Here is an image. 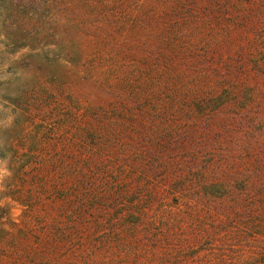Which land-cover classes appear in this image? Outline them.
I'll list each match as a JSON object with an SVG mask.
<instances>
[{"label":"trees","instance_id":"16d2710c","mask_svg":"<svg viewBox=\"0 0 264 264\" xmlns=\"http://www.w3.org/2000/svg\"><path fill=\"white\" fill-rule=\"evenodd\" d=\"M59 1L66 2L46 0L40 7L29 0V21L53 25ZM87 5L118 8L127 47L136 40L139 61L137 71L118 72L112 89L123 87L127 95L111 101L100 93L101 82L122 60L110 53L92 66L93 117L112 109L139 122L131 138L146 149L132 165V179L106 166L98 171L91 159L93 172L73 169L83 184L74 212L81 234L92 227L99 246L137 262L146 246L152 264H264V0ZM130 9L137 13L128 16V30L121 15ZM32 31L35 38L56 36L41 26ZM261 90L257 100L253 93ZM101 128L99 135L115 129ZM118 129L131 134L128 125Z\"/></svg>","mask_w":264,"mask_h":264},{"label":"rangeland","instance_id":"374dc122","mask_svg":"<svg viewBox=\"0 0 264 264\" xmlns=\"http://www.w3.org/2000/svg\"><path fill=\"white\" fill-rule=\"evenodd\" d=\"M37 1L45 7L46 0ZM106 1L121 5L126 0ZM28 2L0 0V264H152L154 256L146 246L138 262L133 255L99 246L92 227L81 234L74 213L83 184L73 169L93 172L101 165L127 172L130 179L136 174L132 165L138 153L146 149L131 138L139 122L112 109L105 118L93 117V78H88L93 65L115 54L121 67L103 76L100 93L109 101L117 93L127 95L123 87L112 85L124 68L137 71L136 40L127 47L118 8L110 10L115 5L86 10L85 0L59 1V10L52 14L56 22L40 25L56 36L35 38L29 29L40 26L28 19ZM131 11L136 15L132 9L121 15L127 29L132 28ZM262 90L253 93L257 100ZM103 123L113 126V133L99 135ZM121 125H128L131 134L120 132ZM133 182L130 187L136 188L138 181ZM91 219L92 214L86 223ZM132 240L124 238L127 245Z\"/></svg>","mask_w":264,"mask_h":264}]
</instances>
